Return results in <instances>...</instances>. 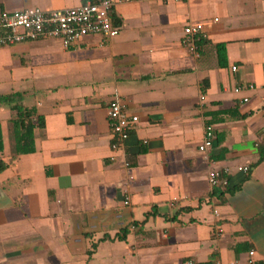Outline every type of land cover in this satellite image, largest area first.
<instances>
[{"label": "crops", "instance_id": "crops-1", "mask_svg": "<svg viewBox=\"0 0 264 264\" xmlns=\"http://www.w3.org/2000/svg\"><path fill=\"white\" fill-rule=\"evenodd\" d=\"M92 1L0 0V12ZM112 18V39L0 49V95L23 94L44 120L11 163L14 113L0 105V264H247L251 251L264 264V0H133ZM189 23L205 27L200 59L182 45ZM117 98L140 121L113 161ZM225 168L231 187L212 190Z\"/></svg>", "mask_w": 264, "mask_h": 264}, {"label": "built area", "instance_id": "built-area-1", "mask_svg": "<svg viewBox=\"0 0 264 264\" xmlns=\"http://www.w3.org/2000/svg\"><path fill=\"white\" fill-rule=\"evenodd\" d=\"M132 1L97 0L95 3L88 2L76 8L63 10L45 11L40 8H31L15 12H0V49L48 39L60 40L64 47L69 49L78 46L89 36L115 38L119 35V30L114 25L112 13L115 7ZM174 1L182 2L183 0ZM204 28L202 23H189L184 29L182 45L196 59L202 56L200 41L204 38ZM232 70L237 72L238 68L233 67ZM252 87L238 86L235 88V93L239 94ZM202 100L205 98L202 97ZM244 102L248 100L245 99ZM108 121L112 131L111 151L114 161L126 148L131 132L140 119L136 115H131L126 103L117 98L109 104ZM215 139V128L206 126L204 140L199 146V152L205 159H208L207 154L214 147ZM125 166L130 168L131 164L125 162ZM238 171L247 175L251 169L250 166H240ZM208 180L212 190H228L231 187V171L227 168L214 170L210 173ZM130 201L131 198L128 196L126 204ZM215 213L218 214V212ZM255 256V251L249 252L247 264H256ZM214 264H239V262L218 261Z\"/></svg>", "mask_w": 264, "mask_h": 264}, {"label": "trees", "instance_id": "trees-1", "mask_svg": "<svg viewBox=\"0 0 264 264\" xmlns=\"http://www.w3.org/2000/svg\"><path fill=\"white\" fill-rule=\"evenodd\" d=\"M95 3L96 1H92ZM221 47V53L224 46ZM25 97L21 93L2 94L0 95V105H7L14 113L12 124L14 128L17 151L10 162L14 163L20 155L32 153L34 151V140L36 128L44 127V120L41 117L36 116L35 110L27 108L24 104ZM36 118L37 124L34 122ZM260 159L258 164L264 163V138H262L258 144ZM8 168V164L0 160V175ZM252 172V167H250Z\"/></svg>", "mask_w": 264, "mask_h": 264}, {"label": "rangeland", "instance_id": "rangeland-1", "mask_svg": "<svg viewBox=\"0 0 264 264\" xmlns=\"http://www.w3.org/2000/svg\"><path fill=\"white\" fill-rule=\"evenodd\" d=\"M10 89H11L10 87L4 85V86L0 87V92H2V91H11ZM15 89H17V88H15Z\"/></svg>", "mask_w": 264, "mask_h": 264}]
</instances>
